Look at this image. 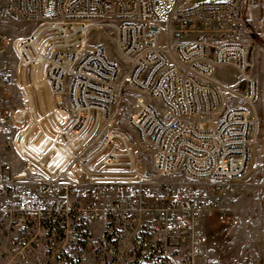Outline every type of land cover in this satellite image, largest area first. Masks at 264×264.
<instances>
[{
	"label": "built area",
	"instance_id": "1",
	"mask_svg": "<svg viewBox=\"0 0 264 264\" xmlns=\"http://www.w3.org/2000/svg\"><path fill=\"white\" fill-rule=\"evenodd\" d=\"M187 1L173 0L162 20L154 0H52L49 16L44 0H0V27L19 18L62 40L97 33L118 56L110 59L102 46L79 55L73 45L40 50L43 78L65 93L75 115L62 133L68 158L53 175L0 164V264H216L205 223L215 216L239 224L221 192L244 184L259 127L247 30L260 0ZM218 67L237 73L234 85L212 79ZM127 88L136 92L127 124L151 153V171L122 134L111 129L95 143L105 127L86 129L85 112L111 122ZM229 100L239 105L225 108ZM13 120L3 111L0 127ZM10 147L20 156L14 139L0 152Z\"/></svg>",
	"mask_w": 264,
	"mask_h": 264
},
{
	"label": "rangeland",
	"instance_id": "2",
	"mask_svg": "<svg viewBox=\"0 0 264 264\" xmlns=\"http://www.w3.org/2000/svg\"><path fill=\"white\" fill-rule=\"evenodd\" d=\"M224 1L227 0H188L183 5L197 6ZM44 4L45 15L49 16L52 0H44ZM172 4L173 0H154L156 11L162 20L166 18V11ZM260 13H264V0H260V5L253 10L247 30L248 39L253 46L249 56L248 74L257 85L253 110L258 117L259 127L251 158V170L245 176L244 184L232 185L221 192L222 207L236 215L239 224L234 227L220 224L215 216L209 217L205 223L209 239L208 255L216 264H264V39L259 37ZM34 28L33 22L19 18L3 22L0 27V72L4 73L0 76V113L13 111L15 123H10L9 130L3 134L4 138L0 136L3 140L0 142V149L6 142L14 139L21 157L12 147L1 150L0 156L8 155L7 159L13 172L53 175L65 165L67 156L61 147L62 133L72 124L75 115L70 117L65 93H54L43 78L45 59L41 57L40 50L46 53L49 44L54 43L66 52L67 45H73V51L79 55L83 47L92 49L102 46L110 59L118 56L112 41L97 33H91L87 38L73 36L69 40H62L48 36L49 30ZM52 28L55 30V26ZM32 31L33 44L29 43V47L25 49L21 44ZM23 54L32 62L24 61ZM233 72L236 78L230 72L219 70H213L211 75L231 83L232 80L236 82L238 79L237 73L234 70ZM135 95L136 92L125 89L117 115L110 119L109 129L105 127V130L99 133L95 143L104 138L106 131L113 129L123 135L120 136V142L124 146L131 144L140 166L146 171H151V153L139 145L127 124ZM235 105H239L238 101L229 100L225 108ZM85 114L88 132H98L102 124L100 115L93 111ZM205 128L213 129V122L207 121Z\"/></svg>",
	"mask_w": 264,
	"mask_h": 264
},
{
	"label": "crops",
	"instance_id": "3",
	"mask_svg": "<svg viewBox=\"0 0 264 264\" xmlns=\"http://www.w3.org/2000/svg\"><path fill=\"white\" fill-rule=\"evenodd\" d=\"M226 71V72H230L232 75H233V77H235L236 78V74L233 72V70L232 69H230V68H222V67H218V68H215L214 69V71ZM216 82H218V83H220V84H226V85H228V86H232V85H234V83H235V80L233 81H231V83H227V82H223V81H221V80H219L215 75H214V78H213ZM255 110H257V108L255 109ZM258 111V110H257ZM3 112V111H2ZM1 114L2 113H0V119H1ZM10 123H14V120L13 121H11V122H9V123H7V124H3L1 127H0V131L2 130V133H0V136L1 137H3L4 138V132H6V131H8L9 130V128H10ZM15 124V123H14ZM11 128H12V126H11ZM3 142V140H2V138H0V142ZM14 156V155H13ZM7 157H8V155H6V156H0V164H8L9 166H11V164H10V161L7 159ZM12 167V166H11ZM207 229V228H206ZM207 234H208V232H207Z\"/></svg>",
	"mask_w": 264,
	"mask_h": 264
},
{
	"label": "bare ground",
	"instance_id": "4",
	"mask_svg": "<svg viewBox=\"0 0 264 264\" xmlns=\"http://www.w3.org/2000/svg\"><path fill=\"white\" fill-rule=\"evenodd\" d=\"M213 78H214V76H212V79H213ZM88 111H89V112L93 111V112H95V113H97V114L100 115V119H101L102 124H101V127L99 128L98 131H100V130L103 129L104 127H107V128L109 129V124H110L111 122H108V121L105 122L101 112H99V111H97V110H87L86 112H88ZM72 117H73V116H72ZM65 156H67V154H65ZM67 158H68V156H67ZM67 158H66V161H67ZM61 159H62V161H65L64 158H61ZM63 168H64V166H63ZM63 168L57 170L56 174H58L59 172L63 171Z\"/></svg>",
	"mask_w": 264,
	"mask_h": 264
}]
</instances>
